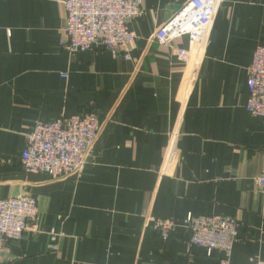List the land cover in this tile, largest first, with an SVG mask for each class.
Listing matches in <instances>:
<instances>
[{"label":"crops","instance_id":"1","mask_svg":"<svg viewBox=\"0 0 264 264\" xmlns=\"http://www.w3.org/2000/svg\"><path fill=\"white\" fill-rule=\"evenodd\" d=\"M185 1L144 0L126 59L62 48L64 0H0V199L29 194L40 208V233L8 241L0 264H222L221 251L188 245L181 225L190 213L240 221L229 264L264 261V197L255 187L264 120L246 109L264 0H225L207 48L188 63L151 40ZM174 45L191 46L188 36ZM87 111L103 132L82 174L52 181L23 170L38 120ZM174 130L177 164L163 172ZM147 213L180 226L164 240L145 226Z\"/></svg>","mask_w":264,"mask_h":264},{"label":"built area","instance_id":"2","mask_svg":"<svg viewBox=\"0 0 264 264\" xmlns=\"http://www.w3.org/2000/svg\"><path fill=\"white\" fill-rule=\"evenodd\" d=\"M144 0H64L67 15L66 39L62 48L71 53L89 50H109L115 58L130 59L127 50L137 37L129 24L143 16ZM225 0H186L175 15L159 26L151 40L170 46L178 59L188 63L192 51L198 56L205 51L213 27ZM188 36L190 48L181 49L174 41ZM197 67L193 70L196 74ZM67 77V74L63 75ZM249 99L246 109L264 120V45L254 51L247 69ZM103 130L96 114L87 111L54 122L38 120L28 134L21 153L20 166L26 173L43 171L52 181L80 175L88 165L94 146ZM180 132L170 133L162 171L177 164ZM256 192L264 197V170L255 178ZM38 200L29 194L0 199V263L6 262V245L23 239L26 231L40 233ZM145 226H151L166 240L180 224L175 219L145 215ZM189 233L188 245L204 248L208 254L219 250L225 254L222 264H229L238 239L240 221L233 216L192 213L181 225ZM55 236V231H52ZM256 264H264L258 261Z\"/></svg>","mask_w":264,"mask_h":264}]
</instances>
